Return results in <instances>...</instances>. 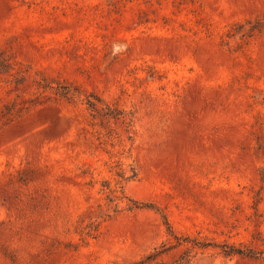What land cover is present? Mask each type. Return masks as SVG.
Here are the masks:
<instances>
[{
	"label": "rangeland",
	"instance_id": "obj_1",
	"mask_svg": "<svg viewBox=\"0 0 264 264\" xmlns=\"http://www.w3.org/2000/svg\"><path fill=\"white\" fill-rule=\"evenodd\" d=\"M170 230L264 264V0H0V264H131Z\"/></svg>",
	"mask_w": 264,
	"mask_h": 264
},
{
	"label": "trees",
	"instance_id": "obj_2",
	"mask_svg": "<svg viewBox=\"0 0 264 264\" xmlns=\"http://www.w3.org/2000/svg\"><path fill=\"white\" fill-rule=\"evenodd\" d=\"M68 95V94H65ZM170 235L174 237L176 240L175 245L167 246L166 243H163L160 248H156L154 252L148 254L147 256L143 257L139 261H136L131 264H189L190 262V257L191 254L194 252L196 249H206L210 246V244L206 243H200L196 242L195 240H191L189 237H177L176 235L173 234V231L170 230ZM191 246H186L190 245ZM185 246L186 249L182 252L181 256L179 259L174 261L173 263H166L163 261L162 257L168 253H170L172 250H176L180 247ZM222 249V254L225 255L226 257L230 256H247V257H254L255 252L252 249H240L237 248L236 246H230V245H223L221 246Z\"/></svg>",
	"mask_w": 264,
	"mask_h": 264
}]
</instances>
